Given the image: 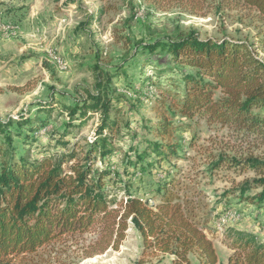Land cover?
Masks as SVG:
<instances>
[{"label":"trees","instance_id":"1","mask_svg":"<svg viewBox=\"0 0 264 264\" xmlns=\"http://www.w3.org/2000/svg\"><path fill=\"white\" fill-rule=\"evenodd\" d=\"M145 1L159 10L181 8L190 12H195L199 3ZM236 2L258 15L263 29L256 44L233 38H202L192 31L143 46L149 55L168 56L176 67L188 68L190 73L182 75L180 90L161 88L153 79L147 80L159 92L153 108L158 120L149 131L157 141L143 138L144 149L130 146L122 172L107 163L122 150L113 140L120 121L111 116L120 110L108 98L107 84L101 86V93H89L84 107L66 108L73 117L79 112L86 114V110L100 113L101 125L85 144L77 142L69 148V132H51L49 140H54L64 154L18 158L14 149L0 148V264H66L70 259L68 245L79 246L86 234H93L95 239L82 245L85 259L110 249L119 251L131 225L143 241L136 264H192L193 258L199 264H221L208 235L212 211L197 182L190 177L182 182L180 172L171 176L168 170L167 177L157 178L151 198L135 196L130 189L137 172L151 173L155 165L170 164V158H178L177 146L170 144L177 131L172 119L177 115L219 125L240 141L264 146V60L259 57V51L264 52V0ZM133 97L137 102L145 99L139 91H134ZM50 111L41 108V112ZM20 121L19 125L30 132L48 125L45 119ZM14 123L0 122V134L8 143L12 142L9 129ZM151 155L156 159L151 160ZM225 162L219 156L210 171ZM229 162L231 167L249 168L259 176L245 181L239 191L241 197L264 205V158H231ZM253 189L260 192L245 196ZM120 193L124 196L118 197ZM225 238L233 252L227 264H264V241L256 233L229 228Z\"/></svg>","mask_w":264,"mask_h":264},{"label":"rangeland","instance_id":"2","mask_svg":"<svg viewBox=\"0 0 264 264\" xmlns=\"http://www.w3.org/2000/svg\"><path fill=\"white\" fill-rule=\"evenodd\" d=\"M262 29L257 13L236 0H199L195 12L159 10L145 0H0V122H15L9 129L12 142L0 134V148L14 149L18 158L64 154L49 140L51 132H69V148L77 142L85 144L101 125L100 113L86 110V114L79 112L73 117L66 108L84 107L89 93H101V86L107 84L108 98L120 110L118 114L111 112L120 121L113 140L122 148L107 163L122 172L130 146L144 149L143 138L157 141L149 131L158 120L153 108L159 92L147 80L153 79L161 88L180 90L182 75L190 73L188 68L176 67L168 56L149 55L143 46L192 31L202 38H233L256 44ZM259 57L264 60V52L259 51ZM134 91L142 92L145 99L137 102ZM44 107L51 111L41 112ZM22 118L34 123L45 119L48 125L30 132L19 125ZM172 122L177 131L170 144L177 146L178 158L155 165L151 173L137 172L131 180V193L151 198L157 178L167 177L168 170L171 176L180 172L182 182H188L187 177L197 182L212 211L209 238L220 263L227 264L233 253L225 238L229 228L252 231L264 241V205L241 197L239 191L245 181L259 176L249 168L231 167L229 160L263 159L264 146L240 141L227 128L207 125L204 120L177 115ZM219 156L226 162L211 172ZM155 159L151 155V160ZM259 192L253 189L245 196ZM94 239L93 234H86L79 246L68 245L70 259L66 264H136L143 249L142 237L131 225L119 251L110 249L85 259L82 245ZM192 264L199 262L193 258Z\"/></svg>","mask_w":264,"mask_h":264}]
</instances>
